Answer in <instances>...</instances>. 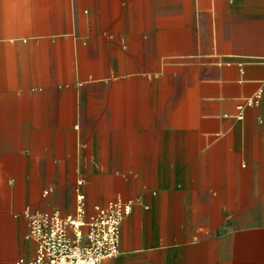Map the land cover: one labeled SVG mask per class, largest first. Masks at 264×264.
<instances>
[{"label":"crops","instance_id":"obj_1","mask_svg":"<svg viewBox=\"0 0 264 264\" xmlns=\"http://www.w3.org/2000/svg\"><path fill=\"white\" fill-rule=\"evenodd\" d=\"M78 195L101 264H264V0H0V264Z\"/></svg>","mask_w":264,"mask_h":264},{"label":"built area","instance_id":"obj_2","mask_svg":"<svg viewBox=\"0 0 264 264\" xmlns=\"http://www.w3.org/2000/svg\"><path fill=\"white\" fill-rule=\"evenodd\" d=\"M65 216L32 213L28 237L36 250L26 264H101L119 252L121 223L131 212V203L114 201L97 207L88 216L81 206Z\"/></svg>","mask_w":264,"mask_h":264},{"label":"rangeland","instance_id":"obj_3","mask_svg":"<svg viewBox=\"0 0 264 264\" xmlns=\"http://www.w3.org/2000/svg\"><path fill=\"white\" fill-rule=\"evenodd\" d=\"M121 199V198H120ZM114 201H116V200H114ZM114 201H112L111 203H113ZM86 211V210H85Z\"/></svg>","mask_w":264,"mask_h":264},{"label":"bare ground","instance_id":"obj_4","mask_svg":"<svg viewBox=\"0 0 264 264\" xmlns=\"http://www.w3.org/2000/svg\"><path fill=\"white\" fill-rule=\"evenodd\" d=\"M57 215H59V214H57Z\"/></svg>","mask_w":264,"mask_h":264}]
</instances>
